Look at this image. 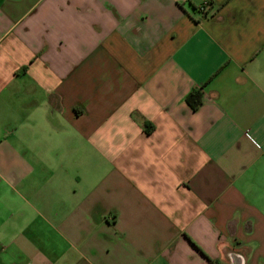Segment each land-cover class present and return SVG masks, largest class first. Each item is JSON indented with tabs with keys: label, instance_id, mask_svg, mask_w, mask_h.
Returning a JSON list of instances; mask_svg holds the SVG:
<instances>
[{
	"label": "crops",
	"instance_id": "obj_1",
	"mask_svg": "<svg viewBox=\"0 0 264 264\" xmlns=\"http://www.w3.org/2000/svg\"><path fill=\"white\" fill-rule=\"evenodd\" d=\"M0 264H264V0H0Z\"/></svg>",
	"mask_w": 264,
	"mask_h": 264
},
{
	"label": "trees",
	"instance_id": "obj_2",
	"mask_svg": "<svg viewBox=\"0 0 264 264\" xmlns=\"http://www.w3.org/2000/svg\"><path fill=\"white\" fill-rule=\"evenodd\" d=\"M187 101L191 105L192 108L197 109L203 103V91L201 89L193 90L188 95Z\"/></svg>",
	"mask_w": 264,
	"mask_h": 264
},
{
	"label": "built area",
	"instance_id": "obj_3",
	"mask_svg": "<svg viewBox=\"0 0 264 264\" xmlns=\"http://www.w3.org/2000/svg\"><path fill=\"white\" fill-rule=\"evenodd\" d=\"M211 8V4L209 2H205L203 5L199 7V12L205 16L208 14L209 9Z\"/></svg>",
	"mask_w": 264,
	"mask_h": 264
}]
</instances>
